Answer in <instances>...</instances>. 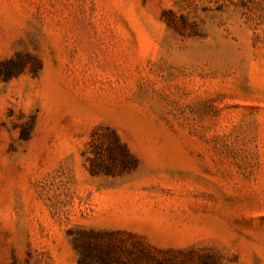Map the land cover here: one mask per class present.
<instances>
[{
    "label": "rangeland",
    "instance_id": "1",
    "mask_svg": "<svg viewBox=\"0 0 264 264\" xmlns=\"http://www.w3.org/2000/svg\"><path fill=\"white\" fill-rule=\"evenodd\" d=\"M0 264H264V0H0Z\"/></svg>",
    "mask_w": 264,
    "mask_h": 264
},
{
    "label": "trees",
    "instance_id": "2",
    "mask_svg": "<svg viewBox=\"0 0 264 264\" xmlns=\"http://www.w3.org/2000/svg\"><path fill=\"white\" fill-rule=\"evenodd\" d=\"M13 72V71H12ZM110 143L104 151L98 146L97 140L91 142V155L89 156V169L92 173H115L135 166V159L118 136L112 133Z\"/></svg>",
    "mask_w": 264,
    "mask_h": 264
}]
</instances>
